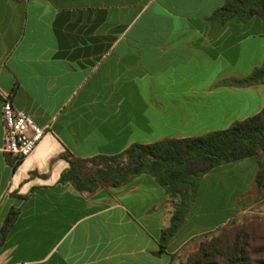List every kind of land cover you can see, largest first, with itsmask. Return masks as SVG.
<instances>
[{
  "label": "crops",
  "instance_id": "obj_1",
  "mask_svg": "<svg viewBox=\"0 0 264 264\" xmlns=\"http://www.w3.org/2000/svg\"><path fill=\"white\" fill-rule=\"evenodd\" d=\"M229 1L0 0V264H175L258 193L264 210L256 158L205 175L165 244L179 200L153 176L94 192L61 182L70 159L203 137L264 109V85L241 83L264 66V17L221 23ZM4 97L50 130L21 161L4 151Z\"/></svg>",
  "mask_w": 264,
  "mask_h": 264
},
{
  "label": "trees",
  "instance_id": "obj_2",
  "mask_svg": "<svg viewBox=\"0 0 264 264\" xmlns=\"http://www.w3.org/2000/svg\"><path fill=\"white\" fill-rule=\"evenodd\" d=\"M254 16L264 17V0H231L215 14L221 23L233 17L246 20ZM241 83L264 85V66ZM262 155L264 109L258 115L237 122L224 131L198 138L134 145L117 156L94 158H121L125 163L91 176L85 175L80 168L81 163L89 160L70 159L71 167L62 175L61 182L70 181L79 191L94 192L99 187H119L143 174L153 176L173 199L179 200L172 227L163 234L162 242L165 244L181 226L201 180L216 167L256 158L261 168L257 186L264 194ZM16 217L14 211L9 215L2 236ZM261 222L263 220L260 217L237 218L217 232L205 235L198 250L188 258L186 264H264V227Z\"/></svg>",
  "mask_w": 264,
  "mask_h": 264
},
{
  "label": "built area",
  "instance_id": "obj_3",
  "mask_svg": "<svg viewBox=\"0 0 264 264\" xmlns=\"http://www.w3.org/2000/svg\"><path fill=\"white\" fill-rule=\"evenodd\" d=\"M4 151L17 161L30 157L49 134L31 116L17 110L9 97L3 98Z\"/></svg>",
  "mask_w": 264,
  "mask_h": 264
},
{
  "label": "rangeland",
  "instance_id": "obj_4",
  "mask_svg": "<svg viewBox=\"0 0 264 264\" xmlns=\"http://www.w3.org/2000/svg\"><path fill=\"white\" fill-rule=\"evenodd\" d=\"M264 156V155H262ZM125 163L124 159L121 158H110V159H93L89 160L87 162L81 163V171L87 175L91 176L93 174H97L98 172H105L109 168H118L123 166ZM259 194L255 195V206L248 209L239 219H243L244 217L251 218V217H260L262 218L263 222H261L264 227V210L261 209V206L259 203ZM264 195V194H262ZM244 221V220H243ZM205 236L197 241H195L193 244H190L187 249H185L182 253L180 258L177 259L175 264H186L188 258L193 255L199 248L200 244L204 240ZM201 240V241H200ZM200 241V243H199Z\"/></svg>",
  "mask_w": 264,
  "mask_h": 264
}]
</instances>
